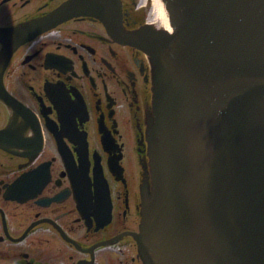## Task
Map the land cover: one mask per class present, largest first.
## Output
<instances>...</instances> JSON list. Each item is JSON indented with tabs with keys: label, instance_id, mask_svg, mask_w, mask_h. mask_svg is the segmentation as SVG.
I'll return each mask as SVG.
<instances>
[{
	"label": "flooded vegetation",
	"instance_id": "obj_1",
	"mask_svg": "<svg viewBox=\"0 0 264 264\" xmlns=\"http://www.w3.org/2000/svg\"><path fill=\"white\" fill-rule=\"evenodd\" d=\"M70 1L0 0V264H176L151 169L171 56L145 47L152 1L119 0L112 29L63 16Z\"/></svg>",
	"mask_w": 264,
	"mask_h": 264
},
{
	"label": "water",
	"instance_id": "obj_2",
	"mask_svg": "<svg viewBox=\"0 0 264 264\" xmlns=\"http://www.w3.org/2000/svg\"><path fill=\"white\" fill-rule=\"evenodd\" d=\"M162 1L174 58L154 100L152 174L176 264H264V0ZM118 8L72 0L63 12L110 27Z\"/></svg>",
	"mask_w": 264,
	"mask_h": 264
},
{
	"label": "bare ground",
	"instance_id": "obj_3",
	"mask_svg": "<svg viewBox=\"0 0 264 264\" xmlns=\"http://www.w3.org/2000/svg\"><path fill=\"white\" fill-rule=\"evenodd\" d=\"M152 11L159 20L161 28L169 30V20L161 0H152Z\"/></svg>",
	"mask_w": 264,
	"mask_h": 264
}]
</instances>
